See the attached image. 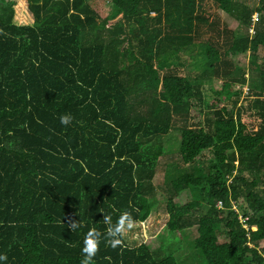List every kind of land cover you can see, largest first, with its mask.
<instances>
[{
  "label": "trees",
  "instance_id": "trees-1",
  "mask_svg": "<svg viewBox=\"0 0 264 264\" xmlns=\"http://www.w3.org/2000/svg\"><path fill=\"white\" fill-rule=\"evenodd\" d=\"M107 1L102 16L91 0H0L4 264H81L104 214L146 221L173 132L168 229L196 225L206 264H264V0ZM242 53L259 78L246 91ZM121 239H102L93 264H179Z\"/></svg>",
  "mask_w": 264,
  "mask_h": 264
},
{
  "label": "rangeland",
  "instance_id": "rangeland-1",
  "mask_svg": "<svg viewBox=\"0 0 264 264\" xmlns=\"http://www.w3.org/2000/svg\"><path fill=\"white\" fill-rule=\"evenodd\" d=\"M94 3V7L97 9L98 13L102 16L108 15L112 7L107 0H91ZM252 3V0H237ZM224 15V19L228 22L230 26L236 28V30L242 34L243 24L235 20L234 17L230 16L223 10H221ZM258 14L255 13V19ZM253 32V31H250ZM236 62L241 68L246 70L247 84L243 87L244 91L248 89L249 84L252 81H258L259 78L252 75L250 71L247 70L248 63V53L239 54L236 57ZM218 88H221V84H215ZM180 135L178 132H173L166 137L164 140L165 152L160 157L159 170L154 179V183L157 187L155 194V207L149 218L141 223H133L131 229L125 228L124 233L126 236L127 244L134 246L140 243H147L151 246L152 250L158 256H162L166 253L167 249L174 253L179 264H206V260L202 256L198 248L195 247L194 240L197 234V226L189 225L183 228L179 232H171L167 227V221L169 214L167 212L166 204L168 192L165 186V176L168 171H174L180 160L179 156V141ZM195 191L187 189L182 191L178 197L174 200L178 206H184L194 199ZM241 205L244 206V201L240 200ZM239 208L238 205H235ZM221 241H225L226 237L221 234ZM260 249H264V241L260 245Z\"/></svg>",
  "mask_w": 264,
  "mask_h": 264
},
{
  "label": "clouds",
  "instance_id": "clouds-1",
  "mask_svg": "<svg viewBox=\"0 0 264 264\" xmlns=\"http://www.w3.org/2000/svg\"><path fill=\"white\" fill-rule=\"evenodd\" d=\"M72 120L70 114L61 115L59 121L62 125H68ZM103 223L107 225L105 232H100L96 229H90L84 237L83 247L81 251L85 254L84 258L81 260V264H93V257L97 252V248L102 239H107L108 243L115 247L122 242V236L124 229H131L133 227V218L132 215L125 211L120 214L115 224H113L111 215L104 214ZM79 222L71 223L70 227L73 229L79 227ZM7 260V256L4 253H0V264H4V261Z\"/></svg>",
  "mask_w": 264,
  "mask_h": 264
},
{
  "label": "built area",
  "instance_id": "built-area-1",
  "mask_svg": "<svg viewBox=\"0 0 264 264\" xmlns=\"http://www.w3.org/2000/svg\"><path fill=\"white\" fill-rule=\"evenodd\" d=\"M257 18H258V17H257ZM257 18L255 19V17H254V20H257ZM250 31H253V29L251 28ZM221 204H222V202L219 201V205H221Z\"/></svg>",
  "mask_w": 264,
  "mask_h": 264
},
{
  "label": "crops",
  "instance_id": "crops-1",
  "mask_svg": "<svg viewBox=\"0 0 264 264\" xmlns=\"http://www.w3.org/2000/svg\"><path fill=\"white\" fill-rule=\"evenodd\" d=\"M236 20V19H235Z\"/></svg>",
  "mask_w": 264,
  "mask_h": 264
}]
</instances>
